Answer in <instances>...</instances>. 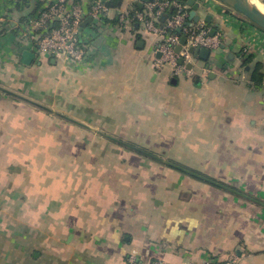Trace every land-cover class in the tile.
Here are the masks:
<instances>
[{
    "label": "crops",
    "instance_id": "obj_1",
    "mask_svg": "<svg viewBox=\"0 0 264 264\" xmlns=\"http://www.w3.org/2000/svg\"><path fill=\"white\" fill-rule=\"evenodd\" d=\"M52 1L0 0V264H264V33L209 13L200 23L223 31L221 46L173 77L153 66L157 36L114 23L141 2L122 0L69 65L17 39ZM93 1L68 0L85 13ZM45 94L61 115L175 149L162 159L258 203L121 144L108 154L118 143L18 97Z\"/></svg>",
    "mask_w": 264,
    "mask_h": 264
},
{
    "label": "built area",
    "instance_id": "obj_2",
    "mask_svg": "<svg viewBox=\"0 0 264 264\" xmlns=\"http://www.w3.org/2000/svg\"><path fill=\"white\" fill-rule=\"evenodd\" d=\"M185 2L187 0H152L146 3L134 18L130 16L131 10L128 9L119 11L116 16L122 30L131 29L136 19L137 25H141L146 32L158 37L153 52L155 56L153 66L157 70L164 65L170 66L173 77L182 73L192 75L191 69H187V65L192 64L194 58L189 54V48L202 47L213 51L222 43V35L216 30L211 35L212 27L200 21L197 27L189 24V8ZM110 11L111 9L102 0L93 1L88 13L83 11L78 2L53 0L46 4L35 18L21 24L17 39L22 43L31 44L39 55H48L54 60L79 64L87 55L88 48L93 47L91 35L83 37L81 32V24L86 15L92 21L99 23L107 18ZM163 15L166 18L161 21ZM154 22L159 23L160 27L155 26ZM178 29L180 33L176 32ZM181 37L186 38V43L176 52ZM158 53L159 58L156 57ZM179 61L182 63L179 64ZM126 264L143 263H139L131 256ZM144 264L165 263L152 261Z\"/></svg>",
    "mask_w": 264,
    "mask_h": 264
},
{
    "label": "water",
    "instance_id": "obj_3",
    "mask_svg": "<svg viewBox=\"0 0 264 264\" xmlns=\"http://www.w3.org/2000/svg\"><path fill=\"white\" fill-rule=\"evenodd\" d=\"M151 1L152 0H141V2L138 4L139 10L143 9V3H145V2L147 3V2H151ZM211 1L217 3L218 5H220L227 12L235 14L239 18L243 19L249 25H252L254 28H256L259 31H261L262 33H264V13L259 11L257 8L251 6L247 1H245V0H211ZM186 4H187L188 7L191 8V10L189 12V24H191L192 21L199 22L200 18L197 15V9L199 8V4L195 3V1H193V0H188ZM263 7H264V5H263ZM165 18H166V16L163 15L161 21H163ZM204 21L206 23H210L212 21L211 15L205 16ZM90 22H92L91 18H86L82 22V24H81V32H83V30L88 26V24ZM212 28H213V30L211 31V35H213L214 32H215L214 25H212ZM176 32L180 33V30L178 29ZM100 42H101V39L97 38V39H95L93 41L92 45H94L95 47L99 46ZM185 43H186V38L185 37H181L180 38V42H179V46L176 47L175 51L178 52L180 50V47L182 45H184ZM139 44L141 45V42H139L138 45ZM188 52H189L190 55H192V57L199 58L200 60H203V61H207L209 59V56H210V50H208L206 48H202V47H191V48H189ZM34 57H35V55L33 53H30L29 51H24L22 53V56H21V62L23 64H25V65H29L34 60ZM156 57L159 58L160 54L158 53L156 55ZM181 63H182V61H179V64H181ZM187 68H190V65H187ZM171 82L174 83L175 79H172ZM18 97L20 99H22V100L34 105V106H37V107L41 108L42 110H44V111H46V112H48V113H50L52 115H55V116H58L60 118L65 119V120H68V121H70V122H72V123H74L76 125H79V126L85 128V129L93 132V133H96L98 135L104 136V137H106V138H108V139H110V140H112V141H114V142H116L118 144H121L123 146L129 147L125 143H123L121 141H118V140H116L114 138L106 136L105 134L92 129L91 127H88V126L83 125V124H81V123H79L77 121H74V120H72L70 118H67L66 116L61 115L60 113H58V112H56L54 110H51V109L46 108V107H43V106H41V105H39L37 103H34V102H32V101H30V100H28L26 98H23L21 96H18ZM129 148H131L132 150H134L136 152H139V153H141V154H143V155H145L147 157L153 158V159H155V160H157V161H159V162H161V163H163V164H165V165H167V166H169L171 168L179 170V171H181L183 173H186V174H188L190 176H193V177H195L197 179H200V180H202L204 182H207L209 184H212V185H215V186L220 187L222 189H225V190H227V191H229L231 193H234V194H236V195H238V196H240V197H242L244 199H247L249 201L258 203L256 200H253V199H251L249 197H246V196H244V195H242V194H240V193H238V192H236V191H234L232 189H229V188H227V187H225V186H223V185H221L219 183L211 181V180H209V179H207V178H205V177H203V176H201L199 174H196V173H194V172H192V171H190L188 169H185L183 167H180V166H178V165H176L174 163H171L169 161L161 159V158H159L157 156L151 155V154H149L147 152L141 151V150H139L137 148H132V147H129Z\"/></svg>",
    "mask_w": 264,
    "mask_h": 264
},
{
    "label": "rangeland",
    "instance_id": "obj_4",
    "mask_svg": "<svg viewBox=\"0 0 264 264\" xmlns=\"http://www.w3.org/2000/svg\"><path fill=\"white\" fill-rule=\"evenodd\" d=\"M188 1V0H187ZM193 1H195V3H198L199 4V8L197 9V15L199 16V21H203L204 20V18H205V16L206 15H208L209 13H211L212 15H214L215 16V18H216V20L219 22H221V24L223 25V24H226V22H228V20H231V21H233V22H236V23H240L241 24V26H242V28L244 29V30H248L249 28H252L251 26L252 25H250L249 26V24L248 23H246L243 19H241V18H239L238 16H236L235 14H233V13H230V12H226L221 6H218L217 4H215V3H213L211 0H193ZM91 6V5H90ZM89 8V7H88ZM226 13L228 14V15H226ZM154 24H155V26H158V27H160V24L159 23H157V22H154ZM239 24V25H240ZM191 25L193 26V27H197L198 26V22H195V21H192L191 22ZM96 26H98V23H92L91 25H89V26H87V28L86 29H88V28H90L91 30H93L94 32H96L95 31V29H96ZM140 29H141V31H144V33H145V35H151V36H153V34L152 33H150V32H146L145 31V29L142 27V26H140ZM217 30V32L218 33H220L221 35H223V31L222 30H220V29H216ZM85 36V34H83V37ZM90 38L92 39V35L90 36ZM92 49H91V47H89L88 48V51H87V54L89 53V51H91ZM194 60L192 59V62H193ZM69 65H76V64H69ZM49 101H50V95L49 94H45V95H43V97H41L40 99H38V102H39V105H41V106H43V107H46V108H49V109H51V110H54V111H56L54 108H52V107H50V104H49ZM56 112H58V111H56ZM59 113V112H58ZM61 114V113H60ZM69 116H67V118H68ZM70 118V117H69ZM74 120V119H73ZM105 134V133H104ZM106 136H109V137H111V138H115L116 139V135L114 134V133H110V132H108V133H106L105 134ZM139 138H141V136L140 135H138V139ZM158 140H159V142L161 141V135H159L158 137ZM142 139V138H141ZM137 141V140H136ZM123 143H125V142H123ZM111 145H109L110 147H112L111 148V150H109V151H107L108 152V154H114V153H116L117 151H119V152H123V151H125V149L123 148V147H120L119 146V144L117 145V144H112V143H110ZM126 144V143H125ZM161 143H159L158 144V146H156V147H147V148H138V147H136V148H138L139 150H141V151H144V152H147V153H151V155H154V156H157V157H159V158H169L170 156H173V157H176V155H173L174 154V150L175 149H172V148H162L161 146ZM126 150H128V149H126ZM115 151V152H114ZM129 151V150H128ZM168 151H172L173 152V154H167V152ZM128 153V152H127ZM120 154V153H119ZM162 156H164V157H162ZM167 161V160H166ZM193 172V171H192Z\"/></svg>",
    "mask_w": 264,
    "mask_h": 264
},
{
    "label": "trees",
    "instance_id": "obj_5",
    "mask_svg": "<svg viewBox=\"0 0 264 264\" xmlns=\"http://www.w3.org/2000/svg\"><path fill=\"white\" fill-rule=\"evenodd\" d=\"M102 1H103V0H102ZM185 3H187V2H185ZM105 5H107L110 9H111V8H120L121 5H122V0H109V1H106V2H105ZM139 12H141V10L135 8L134 11H131L130 16H131L132 18H134L135 15H136V13H139ZM102 21H103V20H102ZM133 22H134V23H133V26H132V27L134 28L135 25L137 24V20L134 19ZM114 23H118V22H117V19H115ZM242 57H243V54H242ZM244 61H245V60H244ZM245 63H246V61H245ZM138 153H139V152H138ZM139 154H141V153H139ZM150 154H151V153H150ZM142 155H143V154H142Z\"/></svg>",
    "mask_w": 264,
    "mask_h": 264
},
{
    "label": "bare ground",
    "instance_id": "obj_6",
    "mask_svg": "<svg viewBox=\"0 0 264 264\" xmlns=\"http://www.w3.org/2000/svg\"><path fill=\"white\" fill-rule=\"evenodd\" d=\"M247 1L251 6L257 8L259 11L264 13V0H245Z\"/></svg>",
    "mask_w": 264,
    "mask_h": 264
}]
</instances>
